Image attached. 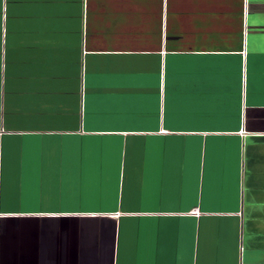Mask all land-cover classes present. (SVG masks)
I'll list each match as a JSON object with an SVG mask.
<instances>
[{
  "label": "crops",
  "instance_id": "0c3cea01",
  "mask_svg": "<svg viewBox=\"0 0 264 264\" xmlns=\"http://www.w3.org/2000/svg\"><path fill=\"white\" fill-rule=\"evenodd\" d=\"M0 264H264V0H0Z\"/></svg>",
  "mask_w": 264,
  "mask_h": 264
}]
</instances>
